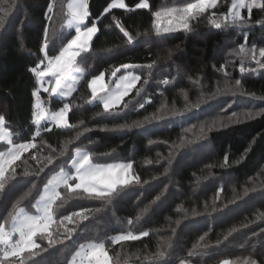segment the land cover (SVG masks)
<instances>
[{
	"label": "trees",
	"instance_id": "trees-1",
	"mask_svg": "<svg viewBox=\"0 0 264 264\" xmlns=\"http://www.w3.org/2000/svg\"><path fill=\"white\" fill-rule=\"evenodd\" d=\"M110 1L88 0L89 16L85 24L91 26L97 22L100 30L92 40V50L84 54L80 67L85 69L86 79L101 71L108 79L110 72L121 63L156 62L150 77L145 73L137 85L141 87L143 79L149 78L141 95L151 98L152 103L138 113H129V120H142L144 115L152 114L164 102L169 107L174 104L183 110V93H187L189 103H195L201 95L214 92L218 83L223 86V74L216 69L226 59L231 77L240 78V58L230 55L233 47L240 43H247L248 47L255 44L257 49L264 47V25L259 23L264 21V11L260 9H253L251 23L246 25L216 29L211 23V18L224 16L230 0H222L215 12L205 13L194 22L190 32L176 31L165 36H156L154 32L144 35L152 29L155 19L152 13L172 6L180 7L182 4L178 2L183 0H149L151 11L137 9L135 5L140 0H125L126 8H113L104 14ZM67 2L0 0V9L7 13L0 23V103L5 105V108L0 107V114L7 117L9 131L13 132L16 142H25L17 139V134L28 137L30 132L35 133L31 124L34 100L31 93L36 81L28 69L38 63L37 57L43 56L39 49L43 44L44 29L51 37L49 48L57 50L50 51V55L58 54L62 44L75 34V30H70L67 25ZM49 4L54 5L51 12ZM0 15L4 13L0 12ZM242 15L248 17L247 11L243 10ZM117 23L133 35V44L126 43ZM137 33L141 35L137 36ZM244 34L248 36L247 41L243 39ZM245 63L248 67H256L253 61ZM135 71L139 74L141 70ZM121 74L124 70L118 73ZM165 78L174 82L167 86L160 84L159 81ZM197 79L201 84L193 83ZM242 84L244 92L249 95L219 96L188 112L183 119L167 118L124 132L93 130L81 136L74 142L76 145L96 154L112 153L111 156H101L99 162L131 160L141 183L121 189L120 195L110 204L69 198L60 210L63 214L81 207H102V211L83 221L71 240H66L63 245H53L43 252L34 249L36 254L29 256L25 264H67L81 250V245L86 247L119 235L129 227L126 223L129 219L134 220L135 228L150 231V236L142 237L143 242L107 244L112 264L117 257L120 264H152L144 257L159 251L164 255L157 258V264H179L180 259H186L187 264H219L224 259L232 264H240L244 259L256 260L260 264L264 260V232H261L264 229V115L214 130L201 140H195L188 134L191 144L179 149L171 147L173 142L179 143L182 124L188 126L189 123L203 122L210 113L215 114L228 103H232L229 113L264 108V99H260L264 97V69L245 76ZM77 88L78 92L73 95L79 107L74 108L75 115L70 113V121L79 125V121L84 120L88 127L107 122L95 116L102 111V106L87 102L90 89H87L86 82L82 81ZM132 95L135 96V90ZM41 98L47 100L48 94L41 92ZM62 103L61 98L52 97V102L46 106L59 110ZM115 122L122 121L117 119ZM72 136L74 133L54 129L49 133L42 132L36 142L45 146L51 144L59 153L60 147ZM7 147L4 141H0V152ZM69 148L73 155L74 147L70 145ZM31 155L39 156V161H34ZM31 155L24 154L22 159H27L23 164L16 162L13 166L15 174L10 167L7 168L5 188L0 190V223L3 222L2 217L12 211V205L29 191L31 195L22 200L20 207L35 213L43 185L59 172L60 167L70 168L67 153L47 167L45 158L50 155L47 147L39 152L33 151ZM225 155L229 157L228 167H222ZM40 167H44V171L37 176ZM157 195H161V200L153 204ZM213 206L217 211H212ZM145 208L148 209L146 212L143 211ZM137 216H140L138 221L135 219ZM52 231H57L56 224L52 225ZM59 233H63V228ZM202 236L203 240L200 239ZM162 241H170L171 246L162 247ZM189 252L193 253L191 257Z\"/></svg>",
	"mask_w": 264,
	"mask_h": 264
},
{
	"label": "snow or ice",
	"instance_id": "snow-or-ice-1",
	"mask_svg": "<svg viewBox=\"0 0 264 264\" xmlns=\"http://www.w3.org/2000/svg\"><path fill=\"white\" fill-rule=\"evenodd\" d=\"M217 5L218 0H194V2H187L186 0L182 7H171L163 11H155L152 13L155 18L152 29L144 35H151L152 32L156 36H165L176 31L190 32L194 22L202 18L209 10L217 8ZM53 7L52 4L48 5L49 12ZM68 7L71 13L68 26L74 27L75 34L66 43L62 44L58 54L50 55V51L55 52L57 50L49 48L51 37L48 30L44 29V40L39 49L43 56L37 57L38 63L28 69L36 81V87L31 93L34 98L31 120V124L35 129L34 135L30 132L28 137H19L17 134V139L25 140L23 143H17L13 139V132L9 131L7 117L0 114V141H4L9 146L7 159H4V153H0V190L5 188L7 168L10 167L12 173L15 174L16 168L13 166L16 165L17 161H20L21 164L26 162L27 158L22 159L25 153L31 155L33 151L39 152L47 147L50 155L45 158V167L53 164L58 157H64L67 153L71 162L70 168L65 170V167H60L58 175L48 179L43 185L44 195L35 204L37 214H27L24 208L20 207L22 200L31 195L29 191L25 194V197H21V200L12 205V211L2 217L3 222L0 223V264H11L13 260L15 264H25L29 256L36 254L33 252L34 249H40L43 252L53 245H63L66 240H71L83 221L89 220L90 217L102 211V207H81L77 211L63 214L60 210L65 207L69 198L99 201L102 202V205L110 204L115 197L120 195L121 189H127L134 184L141 183L131 160L128 162H99L101 156H111L112 153L96 154L91 150L82 148L80 145H76L74 142L80 140L85 133L93 130L132 131L167 118L183 119L188 112L199 109L201 104L206 103L208 100H214L225 95H249L243 90L242 80L248 74L256 72L258 69H264V47L257 49L255 44L248 47L247 43H240L238 46L233 47L230 53V55L240 58V78L231 77L230 72L227 71L229 61L226 59L225 63L216 69L217 72L223 74V86L218 83L214 92L207 96L201 95L195 103L188 102V96L185 92L183 93L185 100L183 110L177 109L174 104L169 107L168 103L164 102L152 114L144 115L142 120H129V113H138L139 110L145 109L147 104L152 103L151 98H145L141 95L145 92L143 85L149 83V78L143 79L141 87L138 88L137 85L141 83L145 73L150 77L151 70L156 66V62L153 61L148 64L121 63L119 67L110 72L107 81L105 80L104 71L99 72V74H92L90 79H86L83 70L80 68V63L84 61V54L92 50L91 42L98 29L95 23H92L91 27L85 24V20L89 16L88 0H73V3L69 4ZM109 7L125 8L126 5L124 0H116ZM135 7L151 11L149 0H140ZM254 8L264 11V0H230V5L223 19H212L211 23L216 29L249 24ZM243 10L247 11L248 17L242 15ZM0 12L4 13V15H0V23H3L7 13L4 9H0ZM164 17H167L166 25L161 23ZM48 19L51 21L52 17L49 15ZM259 23L264 25V21ZM116 26L126 38V43L133 44V35L125 30L123 25L117 23ZM139 35L141 34L137 33V36ZM243 39L247 41V34H244ZM169 55H171L170 52ZM247 60L253 61L256 67H248L245 63ZM137 69L141 70L139 74L135 71ZM121 70H124L126 74L118 75ZM82 81L86 82L87 89H90V99L87 102L95 106H102V111L95 114L102 121H107L102 125L88 127L85 125L84 120H80L79 125L70 121V113L75 115L74 108L79 107L75 104L73 94L78 92L77 85L81 84ZM173 82V80L166 78L159 81L160 84L165 86ZM193 83L199 85L201 81L197 79ZM134 90L135 96L132 95ZM41 92L48 94L47 100L41 98ZM52 97H59L63 101L58 111L49 110L45 107L47 103L52 102ZM260 99H264V97ZM231 107L232 103L220 107L215 114L210 113L209 117L205 118L203 122L189 123L188 126L182 124V133L178 138L179 143L173 142L171 147L179 149L186 144H191L192 139L188 138V134H191L195 140H201L214 130L264 115V108L259 110L253 108L240 111L234 110L229 113L228 109ZM117 119L122 122H115ZM49 124H52L53 127H48ZM109 124H111V127ZM54 129H59L64 133H74V136L63 147H60L59 153L51 144L45 146L42 142L39 144L36 142L41 138L42 132L49 133ZM89 143L94 142L89 141ZM165 143L167 142L165 141ZM70 145L74 147V155L71 154ZM169 155L171 156L172 153L170 152ZM31 158L34 161L40 159L39 156L35 155H31ZM157 163H159V160H157ZM228 166L229 157L225 155L222 167ZM43 171L44 167H40L36 175L39 176ZM167 171L166 168L165 173ZM32 187L35 188L36 185L33 184ZM161 195H157L152 203L155 204L160 201ZM147 210V208L143 209L145 212ZM212 211H217V208L213 206ZM135 219L138 221L140 216ZM126 223L129 227L122 230L119 235L112 236L100 243H90L86 247L81 245V250L72 256L68 264H77V258H79V264H112L106 250L107 244L143 242L142 237L150 236V231L135 228L134 220L129 219ZM53 224L57 225L56 232L52 231ZM60 228H63L62 234L59 233ZM261 232H264V229H261ZM253 235L257 234L253 233ZM203 238V236L200 237L201 240ZM170 246V241H162V247ZM163 255L164 252L159 251L150 256H145L144 259L151 260L152 264H157V258ZM188 255L191 257L193 253L189 252ZM115 264H120L119 257H117ZM179 264H187V260L180 259ZM221 264H232V262L224 259ZM240 264H257V261L244 259L240 261ZM260 264H264V260H261Z\"/></svg>",
	"mask_w": 264,
	"mask_h": 264
},
{
	"label": "rangeland",
	"instance_id": "rangeland-1",
	"mask_svg": "<svg viewBox=\"0 0 264 264\" xmlns=\"http://www.w3.org/2000/svg\"><path fill=\"white\" fill-rule=\"evenodd\" d=\"M116 2V0H111L110 1V3L108 4V6L106 7V9H107V11H106V9H105V13L104 14H106V13H108L110 10H112L113 8H119V7H109L111 4H114ZM140 2V1H139ZM138 2V3H139ZM184 2H186V0H183V1H180V2H178V4H182V6H183V3ZM187 2H194V0H187ZM71 3H73V0H68V2H67V7L69 6V4H71ZM124 3H125V5H126V7H127V3H126V1L124 0ZM222 3V0H218V5H217V8H215V9H211V10H209V11H212V12H215L218 8H219V6H220V4ZM149 4H150V1H149ZM182 6H180V7H182ZM125 7V8H126ZM172 7H176V6H172ZM169 8H171V7H169ZM165 9H167V8H165ZM164 9H162V10H159V11H163ZM68 11H69V18L67 19V25H68V20L71 18V13H70V9H69V7H68ZM220 16V19H222V17L223 16H221V15H219ZM216 17H218V16H216ZM211 19H218V18H211ZM86 21H87V19L85 20V23H86ZM161 23L162 24H164V25H166L167 24V17H164L163 19H162V21H161ZM96 24V27H97V29H98V31L100 30V26H98V24H97V22L95 23ZM92 26V25H91ZM91 26H89V27H91ZM68 28L70 29V30H75L74 29V27H69L68 26ZM98 31H97V33H98ZM96 33V34H97ZM95 37V36H94ZM93 37V38H94ZM92 43V42H91ZM82 70H83V72H84V74H85V69L84 68H82V67H80ZM124 74H126V73H124ZM138 74V73H137ZM105 80L107 81V79H106V76H105ZM237 96V95H236ZM236 96H233V97H236ZM0 107L1 108H5V105L4 104H2V103H0ZM45 107L47 108V106L45 105ZM49 110H51V109H49ZM58 111V110H57ZM17 143H22V142H17ZM8 148H9V146L7 147V149L6 150H4V151H2V152H0V153H4V159H7V150H8ZM73 155H74V153H73ZM120 162H124V161H120ZM70 164H71V162L69 163V166H70ZM68 168L67 167H65V170H67ZM59 173V172H58ZM58 173H56L55 175H53V176H56V175H58ZM52 176V177H53ZM51 177V178H52ZM50 178V179H51ZM44 195V191L42 192V194H41V196H43ZM41 196L38 198V200L41 198ZM37 200V201H38ZM24 211L27 213V214H31V215H35V214H37L36 212L35 213H30V212H27L25 209H24ZM109 256V255H108ZM109 258H110V256H109ZM71 260V259H70ZM110 261H111V259H110ZM230 261V260H229ZM68 264V263H67ZM77 264H79V258H77ZM219 264H221V262L219 263Z\"/></svg>",
	"mask_w": 264,
	"mask_h": 264
}]
</instances>
